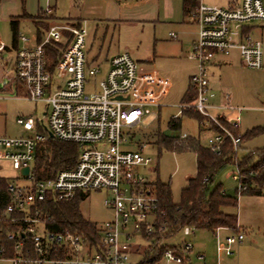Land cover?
Wrapping results in <instances>:
<instances>
[{
  "label": "built area",
  "instance_id": "2783aa9c",
  "mask_svg": "<svg viewBox=\"0 0 264 264\" xmlns=\"http://www.w3.org/2000/svg\"><path fill=\"white\" fill-rule=\"evenodd\" d=\"M196 1L191 16L199 32L190 53L197 63V72L190 81L195 100L181 103L179 114L195 111L203 115L202 126L213 132L207 146L219 156L229 140L234 154L239 156L241 135L232 131L238 129L239 121L213 113L216 95L210 88L209 65L216 54L238 48L245 66L263 67L262 42L250 32L245 33L244 27L253 23L264 27V0H242L235 8ZM87 35L88 24L82 20L53 22L34 46H28L26 36H19L24 44L16 52L15 78L23 82L28 99L46 103V124L41 121L43 132L33 117L18 118L17 123L33 133L0 136V169L1 163L8 162L27 179L25 184L7 186L8 204L0 223L9 222L18 228L5 234L13 242L12 256L5 255L8 248L0 243V264H194L193 243L186 242L181 248L166 246L168 237L158 234L166 233L167 228L159 218L154 181L138 169L150 166L152 157L144 154L142 146L136 150L122 148L128 143L123 137L124 129L141 124L146 108L160 105L171 83L157 70L122 52L110 59V67L98 84L100 91L87 94V78L100 72L88 66ZM4 48L0 40V51ZM50 48L58 51L53 64ZM225 98L228 100L229 95ZM221 108L235 109L230 103ZM187 136L183 134L182 138ZM49 138L78 144L79 158L75 166L61 169L55 178L37 180L33 163L40 143ZM99 143L106 147L90 148ZM24 167H29L26 176L21 174ZM235 167L232 177L240 197L254 174L243 173L237 163ZM83 190H106L111 194L104 204L112 208L114 218L98 227L97 247L70 230L49 228L52 218L37 208L47 199L69 200ZM192 230L186 226L180 231L190 235ZM213 233L218 264H222L223 257L235 255L236 247L245 238L241 230L233 232L227 227H218ZM197 259L205 260V256L198 254Z\"/></svg>",
  "mask_w": 264,
  "mask_h": 264
},
{
  "label": "rangeland",
  "instance_id": "374dc122",
  "mask_svg": "<svg viewBox=\"0 0 264 264\" xmlns=\"http://www.w3.org/2000/svg\"><path fill=\"white\" fill-rule=\"evenodd\" d=\"M44 0H1L0 5V38L4 45H12V32L10 14L23 12L37 13L41 6L45 8ZM63 8L68 7V2L61 3ZM47 7V6H46ZM43 14H47L45 11ZM7 16V17H6ZM253 23L252 25H257ZM245 24V29L250 27ZM197 27H190V38H194ZM244 29V30H245ZM164 33V30H159ZM20 32L27 37L34 38L36 33L35 24L27 18L21 19ZM254 38H262L263 63H264V30L255 33ZM159 43L155 41L152 32H146L142 26H115L99 29L94 37L93 32L89 34L92 46L87 50L88 66L100 69L99 74L89 76L85 91L87 94L99 92L98 84L104 78L107 65L106 56L117 52H129L132 58L146 64L149 69H156L167 76L172 87L168 95L163 99L160 107H147L143 122L136 127L125 128L123 137L128 141L123 145L124 149L135 150L143 147L144 154L153 159L148 167L138 169L146 174L149 179L159 178L162 182L169 183L172 190L174 202H179L182 189L187 186L188 178L196 174V155L193 151L175 152L167 150L158 144L157 134L163 133L170 137L183 139L186 133L189 137L200 138L201 144L209 145V137L213 132L209 129L200 130L199 122L186 114H179L184 92L189 84V78L194 71V61L187 55L182 57H167L163 55L161 48H168L163 43L168 37L163 35ZM89 47H87L89 49ZM100 53L98 61L95 55ZM156 55V63H150L148 57ZM13 64V51L0 52V136H23L33 132H26L17 123L18 118L33 117L40 131L41 121L46 124L45 111L47 105L43 101H32L27 98V90L23 82L11 80L15 77ZM7 78L10 81H6ZM217 87L229 94L231 105L236 109L239 117V127L235 135L244 134L253 127H264V66L262 68H250L245 66L240 58L236 56L232 62L222 65L217 70L214 78ZM174 116H181L180 128H171L169 122ZM228 126V125H227ZM45 132V131H43ZM242 136V135H241ZM53 139V138H52ZM48 140L40 143V147L48 145ZM244 142V143H243ZM243 145L250 152H256L264 147V133L252 139L243 141ZM105 144L99 143L90 148L104 149ZM240 148H242L240 146ZM244 150V149H243ZM242 150L239 149L238 157L241 158ZM246 155V154H245ZM35 162L33 163L34 170ZM0 179H4L8 185H21L27 183V179L21 177L10 163H1ZM156 168V172L154 169ZM235 164H227L215 175L209 190L216 186L226 191L229 196L238 199V207L228 208L227 211L237 213L241 230L245 238L236 248L235 255L230 258H222V264H248L252 261L264 260V195H246L239 197L238 184L233 179ZM79 209L83 217L101 227L106 221L114 218L112 208L105 206L104 200L111 196L106 190H83L80 191ZM264 194V193H263ZM186 242L193 243L191 258L194 264H218L217 242L213 231L207 228L193 229L190 235L179 231L164 241V245L181 248ZM202 254L205 260H198L197 255Z\"/></svg>",
  "mask_w": 264,
  "mask_h": 264
},
{
  "label": "trees",
  "instance_id": "16d2710c",
  "mask_svg": "<svg viewBox=\"0 0 264 264\" xmlns=\"http://www.w3.org/2000/svg\"><path fill=\"white\" fill-rule=\"evenodd\" d=\"M197 5L196 0H184V15L191 16ZM13 40H17V29L13 23ZM249 33V28L244 30ZM52 64L57 60L58 51L50 48ZM53 66V65H52ZM184 102H193L195 92L191 87L184 95ZM190 117L195 118L200 127L205 129L202 124L205 117L195 111H184ZM223 122L229 126L227 122ZM171 128H180V117H174L169 122ZM214 129V127H213ZM235 133L237 128H232ZM264 133V127L258 126L241 134L242 142ZM158 144L171 151L183 152L193 151L196 154V174L188 180V184L182 189L179 202H174L172 190L169 183L162 182L159 178L153 182L155 192L159 199V218L161 223L167 228L166 233H158L159 236L172 237L183 227L192 229L207 228L213 231L218 227H227L235 232L241 227L237 213L227 211L228 208L238 207V199L229 196L221 186H216L209 190V185L213 182L215 175L227 164H238L243 173L252 172L254 175L249 177L248 188L242 192L246 195H262L264 192V147L256 152H250L239 158L234 154L231 142H225L222 154L216 155L211 148L201 144L200 138L187 136L184 139H177L166 134H157ZM241 142V143H242ZM80 148L74 142L62 141L49 138L48 145L40 147L36 154L34 175L37 180L55 178L57 173L66 167L76 165L79 158ZM156 170V168H155ZM7 182L0 179V215L3 214L7 204ZM78 192L75 197L69 200L47 199L43 203H38L44 216H50L52 221L48 222L49 228L57 231L70 230L83 237L84 241L91 246L97 247L100 243L98 226L86 220L79 209ZM18 225L9 222L0 223V243L7 246V256H12L13 242L6 238L5 234L9 230H16Z\"/></svg>",
  "mask_w": 264,
  "mask_h": 264
},
{
  "label": "crops",
  "instance_id": "0c3cea01",
  "mask_svg": "<svg viewBox=\"0 0 264 264\" xmlns=\"http://www.w3.org/2000/svg\"><path fill=\"white\" fill-rule=\"evenodd\" d=\"M44 1H45V5H44L45 8L41 6L40 10L37 13L26 11L20 14L16 12L10 14L9 17L7 18L10 20V24H11L12 45L11 46L5 45V48L0 52L7 51L11 53L13 51L14 67H15L17 49L24 44L19 39V36L20 35L26 36V34L20 32V23H21V19L23 18L30 19L35 24L36 27V33L34 35V38H30L26 36L28 38V43H27L28 46H34L40 40L41 36L47 31L49 25L52 24L53 22L75 23L78 21L86 20L88 24L86 51L90 50L89 43L90 46H92V42L91 40H89L90 32L91 33L93 32V35L95 37L98 30L102 28L109 29L110 27L123 26V25L142 26L147 33L152 32L153 37L155 41H157V43H159L160 40H163V38L161 37H163L164 34L165 37H168L169 40L168 41L164 40L163 43L168 44L169 47L161 48L164 56L182 57L187 55V57L190 60L194 61L195 63L194 71L190 75L189 84L184 92V95L190 88L191 78L197 72V63L194 59L190 57V53L192 50L193 43L198 38L199 26L197 23L194 22L192 16L186 17L184 15V11H183L184 0H44ZM63 1L64 3L66 1L68 2L67 8L62 7L63 5H61V3ZM201 2L207 5L235 8L241 4L242 0H201ZM0 5H1V0H0ZM46 9H50L51 13L43 14L46 11ZM13 23H15V27L17 29L16 42H14L13 40V33H14ZM191 26L197 27L196 31L194 32V38L189 37L190 35L189 29ZM249 27L252 36L255 33H261L262 36V31L264 30V27L262 25L260 24L250 25ZM161 29L164 30V33H162V35H161L162 31H159ZM172 34H175L176 37H174ZM259 39L262 42V38ZM87 47H89V49ZM122 52H126V51H122ZM122 52L119 51L117 53L106 56L105 58V63L107 65L106 73L110 67V59L114 55ZM236 56H238L241 60V56L238 48L231 49L230 52L227 54H223V53L216 54L214 59L211 61L209 65V81H210V88L213 90V92L216 95L215 98H213L212 100L213 104L216 106V108L213 109V113L215 115L224 116L227 120L236 119L239 121V117L236 116L235 114L236 110L238 109L235 108L234 110H230L227 108L226 109L221 108L225 104L228 103L231 104V98L229 94H225V92H222V90H220V88L217 87V84L214 81L217 70H219L222 67V65L232 62V60L235 59ZM99 57H101V55L98 52L95 55L94 60L98 61ZM147 59L150 63H154V64L156 63V55H151ZM87 60H88V54H87ZM141 64L146 66L145 62ZM157 72L162 78L170 81L172 87L171 80L167 76H164L160 71L157 70ZM11 80L16 82L15 80L17 79L13 77ZM6 81H10V80L7 78ZM168 93L166 94V96L168 95ZM184 95L178 106L184 102L183 99ZM226 95H229L228 100L225 98ZM160 105H162V102ZM160 105H150L148 107H153V106L160 107ZM174 117L181 118V116H174ZM200 130H202L201 127ZM243 143L241 144L242 148H240L242 150L241 155H245L247 154L248 151H250L249 148L244 147ZM154 172H156L155 169ZM190 178L192 177H189L188 180ZM262 195H258V196H262ZM242 196L243 195H241L240 197ZM238 221H239V216H238ZM239 225L242 228V224L239 223ZM248 264H264V260L252 261Z\"/></svg>",
  "mask_w": 264,
  "mask_h": 264
},
{
  "label": "water",
  "instance_id": "95a60500",
  "mask_svg": "<svg viewBox=\"0 0 264 264\" xmlns=\"http://www.w3.org/2000/svg\"><path fill=\"white\" fill-rule=\"evenodd\" d=\"M45 114H46V111H45ZM50 137H53V135L52 134H50ZM28 173H29V167H24L23 169H21V174L22 175H28Z\"/></svg>",
  "mask_w": 264,
  "mask_h": 264
}]
</instances>
